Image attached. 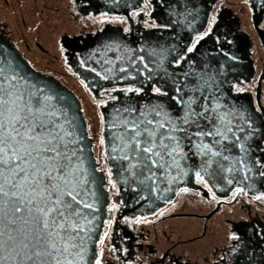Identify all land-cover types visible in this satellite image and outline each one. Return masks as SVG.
<instances>
[{"label":"snow or ice","instance_id":"6c2138e0","mask_svg":"<svg viewBox=\"0 0 264 264\" xmlns=\"http://www.w3.org/2000/svg\"><path fill=\"white\" fill-rule=\"evenodd\" d=\"M158 2L166 10L180 6L179 0L171 4L169 0ZM140 14L132 13L133 16ZM103 16L107 17V13ZM113 19L124 23L127 18ZM216 21L217 17L213 16L207 31L195 35L194 41L182 51L173 47L152 53L160 56L159 79L169 87L155 86L151 92L155 97H166L167 100L157 99L155 103L141 105L130 100L124 107L116 108L109 121L105 122L101 115L110 141L105 157L114 162V167L118 165L121 183L132 181L141 190L146 189L149 195H163L189 175L187 161L192 153L202 158L199 170L194 173L196 181L212 192V199L216 200L205 177L225 179L221 173H243L242 180L246 181L254 168L264 169V159H261L264 157V130L254 126L244 110L223 100L220 83L204 70V64L200 65L199 72L196 71L192 54L198 51L201 41L213 35ZM179 23V20H172L160 27L171 29ZM215 40L217 44L221 43L220 36ZM223 42L232 43L226 37ZM115 50H119V45ZM64 51L61 46V52ZM220 51L228 55L223 49ZM168 53L175 54L168 62L174 69L171 72L163 66ZM121 59L117 56L114 60H104L103 63L111 65L104 69L105 74L95 68L90 70L104 80H108V74L114 70L125 73L120 79H136L144 72L148 73L149 81L153 79L154 69L142 56L138 58L142 70L135 67L136 61L127 67L116 68L115 62ZM80 63L83 65L84 61ZM129 68L136 75H131ZM143 90V86L114 89L137 96ZM168 100L179 106L178 113H173ZM97 106H106V102L98 101ZM70 108L66 96L33 81L19 63L0 49V264H102V251L93 253L91 258L89 251L98 219L95 214L99 212V198L94 187L95 169H90V157L85 152L87 129L77 114H70ZM257 137L259 142H247ZM100 143L105 144L103 136ZM233 148L238 149L235 159L227 154ZM254 152L260 155H252ZM107 174L112 177V167ZM258 175L264 177V170L258 171ZM226 179L227 184H233L234 176ZM109 184L117 188V181L109 179ZM181 191L187 193L189 189L185 187ZM242 193L248 194L244 187H237L233 199ZM254 199L264 201V194L256 195ZM119 207L113 204L109 211ZM164 214L158 213L159 216ZM145 222L150 221L129 220L136 224ZM112 223L108 221L109 227ZM107 236L105 232L104 237ZM229 239L238 241L241 237L232 233ZM99 243L103 244L104 239L101 238ZM111 250L117 251L116 248ZM123 251L127 252V249ZM220 259L224 261L225 258L221 256ZM167 260L165 254L159 264H165Z\"/></svg>","mask_w":264,"mask_h":264},{"label":"flooded vegetation","instance_id":"af4514ba","mask_svg":"<svg viewBox=\"0 0 264 264\" xmlns=\"http://www.w3.org/2000/svg\"><path fill=\"white\" fill-rule=\"evenodd\" d=\"M80 1L0 0V35L8 37L34 69L65 83L62 73L72 71L66 64L64 52H61L63 37L97 32L105 26H117L122 32L129 33L136 26L152 28L151 25L155 24L148 17L152 9L148 0L144 2V6L147 5L145 9L141 8L143 11H135L141 13L139 16H133L132 12L129 17L83 14ZM245 5L243 9H237L229 0H217L205 31L212 24V17L218 19L221 14L225 32L223 39L232 40L238 32L248 34L254 72L248 81H235L232 90L235 94L248 95L255 110L259 109L256 112L264 127V19L254 23L248 3ZM245 9L250 12L249 26L242 16ZM116 17L127 19L121 23L113 19ZM125 29L130 30L126 32ZM53 36L56 38V51L52 54L44 41ZM41 55L57 57L64 65L59 69L52 62L41 63ZM241 88L243 91H238ZM106 97L111 98V92ZM92 137L96 145L97 138ZM101 164L107 174L108 166L104 169L103 162ZM109 179L112 178L108 176L107 186L111 193V208L113 204L120 205V200L117 188H112ZM195 185V188H188L187 193L180 189L170 203L149 215L119 216L118 210L110 211L108 221L113 223L109 227L106 222L101 237L104 243L99 244V253H103L100 257L102 264H159L165 254L168 256L165 264H264V201L254 199L256 195L264 194V180L254 188H244L248 194L242 193L235 199L233 193L237 187L228 189L209 182L217 197L213 200L212 192L196 178ZM160 212L165 214L159 216ZM133 219L150 222L129 223ZM105 232L107 237H104ZM232 233L241 239L230 240ZM112 248L117 251L113 252ZM221 256H224V261H221Z\"/></svg>","mask_w":264,"mask_h":264},{"label":"water","instance_id":"95a60500","mask_svg":"<svg viewBox=\"0 0 264 264\" xmlns=\"http://www.w3.org/2000/svg\"><path fill=\"white\" fill-rule=\"evenodd\" d=\"M80 2V9L83 14L92 13L98 15L107 13L126 15L129 17L132 12L139 11L141 8L145 9V0H81ZM173 2L174 0H169L170 4ZM216 2L217 0H179V7L166 10L160 5L158 0H148L152 8L148 17L151 19V22L157 25L156 27L147 28L144 26H136L132 28L131 32L124 33L117 26H105L97 32L73 37L65 36L62 38L61 46L65 48L64 58L68 67L81 81H84L83 84L87 85L86 89L95 100L106 102V106L99 107L100 115L103 114L105 122L114 117L116 108L124 107L130 100H135L138 105L149 102L155 103L157 99L167 100L166 97L157 98L151 92V89L155 86L169 87V84L159 79L161 75L159 68L160 56H153L152 53L154 51L159 53L160 49H171L173 47L177 48L178 52L182 51L190 42L194 41L195 35L202 34L205 31L210 12ZM248 5L254 23L258 24L264 19V0H249ZM172 20H179L180 23L171 29L160 27V25L168 24ZM189 24L191 25L190 28L188 27ZM223 29V20L220 14L218 15L216 24L213 26V35L201 41L200 45H198V51L192 54V57L196 60V71L199 72L201 70L200 65L204 64V70L209 75H214L216 81L220 83V91L224 93L223 100L238 109L244 110L245 114L252 119L254 126L264 130L262 121L254 108L253 101L248 100V95L235 94L232 90V85L235 81H248L254 72L253 62L250 56L249 36L247 33L238 32L233 36L232 43L228 44L223 42V36L225 34ZM216 36L221 37L220 44L216 43ZM116 45H119L118 51L115 50ZM0 49H3L4 53L12 58L15 63H19L24 73L33 81L41 85H47L53 91L66 96L71 104L70 114H77L82 126L87 129L86 139L84 140L85 152L90 157L88 161L90 169H95L93 175L96 184L94 187L99 198V212L95 214L98 219L95 221L96 226L92 233L93 239L89 244L91 258L93 253L99 254V240L106 227V222L110 218L109 209L112 200L111 193L107 188L108 176L102 169V164L96 155L95 140L89 130V122L83 110V103L77 93L60 79L34 69L27 58L19 52L16 45L8 37L0 35ZM220 49H223V52H226L228 55H224ZM174 55L168 53L167 60L163 61V66L168 68L169 72L174 71V69L169 67L168 63L173 59ZM117 56L122 57V59L115 62L116 68L120 66L127 67L132 61H136L135 67H139L141 70L142 64L138 58L142 56L144 62L149 63V66L154 69L152 72L153 79L151 81L147 79V72H144L143 75H137L136 79H120L125 73L114 70L113 73L108 74L109 79L104 80L90 70L95 68L101 74H105L104 69L111 65H107L103 61L106 59L114 60ZM229 57H234V59H230ZM81 60L84 61L83 65L80 63ZM129 73L136 75L132 68H129ZM130 86H143L144 90L139 96L135 93L126 94L123 91H114V89H123ZM102 92L104 95H101ZM110 92L111 98H107L106 94ZM113 96L118 97V99L113 100ZM168 104L171 106L173 113L180 111L179 106L175 105L173 101L168 100ZM101 135L105 139V144L103 145V154L105 157L106 148L110 143L106 123H102ZM247 142L253 143L259 142V140L257 137ZM195 151V148H193V152ZM227 154L235 159L238 155V149L233 148ZM252 155L259 156L260 154L254 152ZM189 157L187 161V166L190 169L189 175L180 183L173 184L172 191L163 195L159 193L149 195L146 189L141 190L140 186L132 181H129V184L121 183V178L117 175L118 165L114 167V162L105 157L108 169L112 167L113 175L111 178L117 181V189H119V216L152 214L159 208L170 203L180 189L185 187L195 188L194 173L199 170L198 166L202 158L200 156H193L192 153H189ZM261 159H264V157H261ZM262 170L264 169L254 168L250 178L246 181L242 180L243 173H221V176L225 177V179H221L219 176L212 177L211 179L205 177V179L211 183L223 185L228 189L233 187L251 189L256 184L261 185V181L264 180V177L258 175V171ZM230 176H234L232 185L227 184L226 178ZM161 187L164 186L161 185ZM133 188L136 191H132Z\"/></svg>","mask_w":264,"mask_h":264},{"label":"rangeland","instance_id":"374dc122","mask_svg":"<svg viewBox=\"0 0 264 264\" xmlns=\"http://www.w3.org/2000/svg\"><path fill=\"white\" fill-rule=\"evenodd\" d=\"M245 0H229L231 4H233L234 8H244L246 7ZM236 9V10H237ZM242 16L244 21L250 24V12L249 10H244L242 12ZM46 34V33H45ZM56 38L53 36L52 39L48 38L45 39L44 44L50 47L52 54L56 51L55 47ZM39 60L41 63L48 64L51 63L55 65V67L59 68V66L64 65L63 61L57 57H52L51 55H41ZM62 69V68H61ZM63 74V79L65 83L72 88L77 95L79 96L80 100L83 103V110L85 112V116L89 122V130L92 136L97 138V144L95 145L96 155L99 158V161L103 162V168H107L106 159L103 154V145L100 143L101 132H102V122H101V115L99 111V107L97 106V100L93 98L91 93L86 89L85 85L81 83V80L72 72L65 70ZM108 171V168H107Z\"/></svg>","mask_w":264,"mask_h":264}]
</instances>
